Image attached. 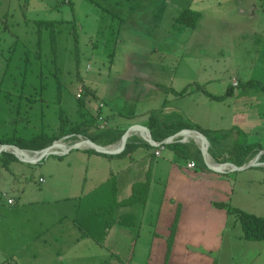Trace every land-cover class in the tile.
I'll list each match as a JSON object with an SVG mask.
<instances>
[{
  "label": "rangeland",
  "instance_id": "374dc122",
  "mask_svg": "<svg viewBox=\"0 0 264 264\" xmlns=\"http://www.w3.org/2000/svg\"><path fill=\"white\" fill-rule=\"evenodd\" d=\"M186 9L201 14L195 29L176 22ZM114 11L121 12L120 20L135 16L120 26L119 19L107 14ZM147 16L155 27L144 26ZM42 21L62 23L38 29ZM0 22V138L51 136L61 117L75 124L115 111L123 128L132 126L131 116L144 127L148 115L166 101L167 112L194 109L193 117L209 127H235L230 137L219 138L220 148L242 131L264 151V89L241 86L249 80L264 86V0H0ZM234 80L240 87L232 86ZM108 82L114 89L101 95ZM187 85H192L189 94L176 96ZM197 86L215 96H223L230 86L232 91L217 101L202 91L190 92ZM100 102L106 107L100 109ZM51 163L30 165L0 157V226L4 238L13 220L19 232L25 224L35 229L25 230L27 237L48 233L58 240L52 246L65 254L62 264H171L170 256L166 263V235L175 219L177 226L194 228L197 243L196 238L212 240L210 234L235 217L217 208V202L264 216L263 173L257 168L227 174L199 169L201 180H196L169 158L161 166L164 174L155 171L151 178L152 217L148 210L146 219L154 222L152 229L143 223L134 239L123 230L102 245L87 240L75 245L76 229L55 238L60 223L50 206L22 207L51 198L49 174L57 168ZM41 178L44 184H39ZM9 198L17 202L15 217L8 214L13 209L6 205ZM232 231L241 232L238 223Z\"/></svg>",
  "mask_w": 264,
  "mask_h": 264
},
{
  "label": "crops",
  "instance_id": "0c3cea01",
  "mask_svg": "<svg viewBox=\"0 0 264 264\" xmlns=\"http://www.w3.org/2000/svg\"><path fill=\"white\" fill-rule=\"evenodd\" d=\"M69 3L70 1H68V4ZM116 4L120 5L121 3L117 1ZM102 10L104 11V9ZM107 14L111 18H116V19H119V17H117L118 15L119 16L122 15L121 12L118 11L108 12ZM102 15L104 17L106 16L104 12H102ZM134 16L135 15H130L127 20L119 19V25L121 26L124 25V23H128V22L131 23L133 21L132 17ZM150 21L151 18L147 16L146 20L143 21L145 23L144 26L148 28L155 27L148 24L150 23ZM111 84L112 83L110 82L107 83V85L101 90V95L104 94L105 96H108L111 93V90L114 89L113 84L112 85ZM80 88L81 89L79 90V92L84 93L82 87ZM101 101L105 103L103 96ZM103 102L100 103H102L103 105L102 108H105L106 104H104ZM165 102L166 101L163 102L161 110L155 112V116L158 118L159 123L175 124L179 121H182L191 124H196L202 129H209V130L229 129V128L215 129L213 127L207 126V124L203 122H200L199 120H197V118L193 117L194 109L189 110L187 113L167 112L166 107H164ZM182 115L183 117L181 119ZM97 116L98 117L101 116L103 118L104 123L108 125L107 126L108 128L111 127L117 130L126 131L127 129L133 126H138V125L140 126L141 124H143L142 122L138 121L137 116H131V122H133V124L131 127L125 129L123 128V124H121V121L117 119V117L120 116V113H118L117 111L113 112L111 116L104 113L103 114L99 113L98 115H96V118H98ZM146 122L147 124L144 127L148 128L147 126L148 120ZM143 134L141 131L140 132L137 131V129L132 130L126 143L132 137L138 138L139 139L138 142H140L141 141L140 136ZM181 138L182 137H179L177 141H180ZM209 140L211 143V147H213L212 146L213 138H210ZM232 140H234V137ZM137 143L135 144V147H133L128 153L125 154L108 156V155H102L97 152L96 153L88 152V150L83 149V150H71L65 155L50 157L46 159L43 162L45 163L52 162L51 164L57 166V168L51 174H49L52 183L50 185V188L48 189V193L50 194L51 198L49 199L47 198L42 200V202H35L33 204L30 203L22 204V207L26 205L35 206L36 204L39 203H42V205L47 204L48 206H50L51 211L53 212L55 218H57L58 222L60 223L56 227L59 233L55 235V238L61 239V237H64L65 231L71 228V229H76L79 234V240L76 239V241L78 242L75 245H77L83 240H87L88 242L94 243L92 239L81 238V234L79 230L73 224V219L76 214V207L78 200L81 197L90 194L92 191H94L99 186H101L106 181H108L112 176H116L118 179V187L120 188L119 199L123 200L129 197L132 186L135 183L145 181L146 179L145 174L149 170L150 172L149 190L142 209H140L139 206L137 207L136 204L135 206L132 205L123 206L120 209V212L123 214V222L129 225L133 224L134 212L136 210L140 211L139 216L136 219V226L126 227V226L113 225L109 230L108 236L117 234L119 232H122L123 230L124 231L127 230L126 237L134 239L135 234L136 236L138 235V232L140 228H142L143 223L150 224L149 229H152L154 226L153 225L154 222L152 221V219L148 220L147 222L146 215L149 210L150 217H152V209H148V206H149V198L152 194L151 178L153 177V175H155V171L159 174V176H162V174H164L165 171L161 168V166L167 164V162H169V158H171L173 160L174 165H177L180 167V169H183L188 174L189 177L193 176L191 177L193 179L201 180V175H198L199 169L205 172H210V173L213 172L206 170L203 164L200 166L196 162L194 154H196L197 152L200 154V151L196 146V144L192 141H189L187 143H178V142L174 143V144L186 145V147L190 151L189 153L192 155L191 157L189 156V158L187 159H184L180 154L176 153L174 150L169 149L167 147H163L160 155L156 157L154 154L156 147H151L149 145L137 146ZM118 144H120L119 141L114 144H111V147ZM167 150H169L166 155V157L168 158H163V154L164 152H167ZM169 152H172L173 155H170ZM215 152L216 150L212 148L211 160H213L214 162L215 160L213 159V154L215 155ZM155 159H158L159 161L155 163L156 161ZM188 161L194 162L195 168L192 169L187 168L186 164ZM44 183H45V179L43 178L39 179V184H44ZM14 201L15 203L13 205H8L6 203L8 208L13 207V209L9 210L8 213V214L11 213V216L13 217L17 216V212L14 210V207L17 206V202L16 200ZM217 208L224 209L218 206ZM0 215L2 217V214ZM60 217L62 218L60 219ZM70 217L73 218L68 219ZM175 220L176 223L174 230L170 229V233L167 232L166 235L167 246L169 245L168 244L169 238L171 239L170 254L166 259V263L170 259L169 258L170 256L171 264H264V241H258V242L247 241L243 239L242 232L239 231L234 233V231L232 230L235 229L237 225V223L235 222V218H233V220H231L226 226L219 228L217 230V233L210 234V236H213L212 240L209 241L206 239L196 238L195 240L197 241V243L194 242L192 238V235L194 234L193 233L194 228H192L191 225H189V227L186 228L180 227L179 225L177 226V219ZM174 221H172L170 225H168V229L170 228L171 225L173 226ZM8 227L9 228H7V231H10L11 235L8 234L9 236L7 238H4L3 227L0 226V232H2L0 234V264H62L63 255L65 254L61 253L60 248L57 249L56 247L52 246L53 244H58V240L49 239L48 233L40 234L35 232L33 235H30V237H27L28 234L25 233V230L26 232L30 230L31 232H34L35 229L32 228L29 224H25V226L23 227L24 232L23 231L19 232V228L16 227L14 220L11 222V224H9ZM188 228H190L191 231L187 230ZM45 230H48V227H45ZM114 230H116V232H114ZM172 230L174 232H172ZM223 230L226 233L225 236H223V232H224ZM171 234H172V238L170 237ZM18 235H20L23 238H19ZM153 235H155L154 230L152 233H149L150 240H153ZM219 235L221 240L217 242L216 239L218 238ZM152 243L153 241L151 242L150 245H152ZM167 246H166V251H167ZM174 252L177 254H174ZM93 253L94 250L92 251L91 255H93ZM112 256H114L115 259L118 257L117 260L121 262V260H119L118 255H112Z\"/></svg>",
  "mask_w": 264,
  "mask_h": 264
},
{
  "label": "trees",
  "instance_id": "16d2710c",
  "mask_svg": "<svg viewBox=\"0 0 264 264\" xmlns=\"http://www.w3.org/2000/svg\"><path fill=\"white\" fill-rule=\"evenodd\" d=\"M200 17L201 14L199 12L190 11L189 9H186L177 17L176 22L188 24L191 28L195 29L196 23L198 22ZM61 23L62 21H42L38 23V26H41L38 29H41L43 27L57 26ZM2 24L4 25V28H7V23L5 21H2ZM7 61H9V58ZM57 85L58 88H60V82H57ZM190 86L192 85H187L182 91L176 93V96L182 97L188 95V88ZM241 86L243 89L254 87L264 89L263 84L258 80H249ZM236 87H240V82ZM193 90L202 91L207 96V98L219 101L222 98L224 99L225 96L231 95L232 86L228 88L227 92L223 96H215L213 94H210L207 91L200 89L199 86L190 90V92H192ZM98 126V118L93 116H90V118H86L75 124H71L66 118L61 117L56 132L53 133L51 136L40 134L30 138L29 140H24L16 137H2L0 138V144H13L29 150H41L51 145V143H53L54 141L59 140L63 136L82 135L90 138L94 142L107 146L118 142L124 133L123 130H117L111 127L108 128L107 124H105L106 127L103 130H98ZM147 126L151 132L152 139L156 142H160L162 139L167 138L182 129L200 131L202 134L205 135V137L207 136L206 138H213L212 148L216 150L215 155L213 154V159L216 163L229 162L236 166H241L253 159L258 153L263 151L260 144L249 143L242 131L237 132L236 138L230 141L231 145H227L220 148V145H218L217 142L219 138L221 136L230 137L233 134V131L236 129L235 127H231L227 130H209L202 129L196 124H191L182 121H179L175 124L159 123L158 118L155 116V113H152L148 116ZM241 135H243L244 137L243 140H239ZM138 141V138L132 137L126 143L124 152L122 154L128 153L133 147H135V144ZM163 147H167L169 149L174 150L176 153L180 154L184 159H187L189 158V156H192L189 153L190 151L186 147V145L172 144L168 146L164 145ZM88 152L96 153L93 150H88ZM3 156L4 158L17 160L10 153H4ZM194 157L196 162L201 166L202 159L200 157V154L197 152L196 154H194ZM261 159H264V155L261 156ZM257 169L263 173L264 182V168ZM145 177V181L135 183L132 186L129 197L123 200L119 199L120 188L118 187V179L116 176H112L108 181H106L104 184L92 191L90 194L81 197L77 202L76 214L73 219V224L79 230L81 238H89L97 244L102 245L108 236L111 226H136V219L138 218L140 211L136 210L134 212L133 224L129 225L123 222V214L120 212V209L123 206H135V204L137 205V207L139 206L140 209H142L149 190V170L145 174ZM216 205L220 208L226 209L228 214H232L235 216V222L238 223L241 228L243 239L253 242L264 241V216L255 215L239 208L230 207L224 202L217 203ZM175 223L176 220L174 221L173 226L171 227V229L173 230L175 228ZM173 230L172 232H174ZM170 237L172 238V234ZM170 242L171 239L169 238V245L167 246L166 251V259L170 254Z\"/></svg>",
  "mask_w": 264,
  "mask_h": 264
},
{
  "label": "water",
  "instance_id": "95a60500",
  "mask_svg": "<svg viewBox=\"0 0 264 264\" xmlns=\"http://www.w3.org/2000/svg\"><path fill=\"white\" fill-rule=\"evenodd\" d=\"M134 129H139V131L145 134L141 135V141L137 143V146L141 145H149L151 147H159L164 145H172L173 142L170 141L171 138L176 137L177 139L179 137H182L180 141H177L178 143H187L189 141H192L196 144L198 147L202 164L206 168V170H209L213 173H219V174H226L230 172H237V171H243L251 168H264V159H261V156L264 155V151L258 153L253 159L248 161L247 163L236 166L232 163L225 162V163H215L213 166H210V160H211V143L210 140L203 139L205 138V135L202 134L198 130H191V129H182L178 131L177 133L162 139L158 143H154L153 141H148L152 139V135L150 130L147 127L143 126H133L129 129H127L124 134L121 136L119 142L122 146L121 150L114 151L111 149V145H101L97 142H94L88 137L82 136V135H66L60 138L57 141H54L51 143V145L41 149V150H29L26 148L19 147L17 145L13 144H0V157H3L4 153H10L12 154L18 161L31 164V165H38L45 161L46 159L50 157L55 156H61L65 155L71 150H93L97 153H100L102 155H119L124 152L126 141ZM194 134L191 135V138L185 137V134ZM207 137V136H206ZM68 142H70V145H66ZM147 142H149L147 144Z\"/></svg>",
  "mask_w": 264,
  "mask_h": 264
},
{
  "label": "built area",
  "instance_id": "2783aa9c",
  "mask_svg": "<svg viewBox=\"0 0 264 264\" xmlns=\"http://www.w3.org/2000/svg\"><path fill=\"white\" fill-rule=\"evenodd\" d=\"M232 86L233 87L238 86V82L234 80L233 83H232ZM102 106H103L102 103H100L99 107L101 108ZM98 121H99L98 130L105 129L106 126H105L103 118L102 117H98ZM162 149H163V146H159V147L155 148L154 154H155L156 157H158L160 155ZM186 167L189 168V169L195 168V163L192 162V161H188L187 164H186ZM7 196H8V194L6 192H4L2 194V197L6 198ZM7 204L8 205H13L14 204V199H10V198L7 199Z\"/></svg>",
  "mask_w": 264,
  "mask_h": 264
},
{
  "label": "bare ground",
  "instance_id": "6f19581e",
  "mask_svg": "<svg viewBox=\"0 0 264 264\" xmlns=\"http://www.w3.org/2000/svg\"><path fill=\"white\" fill-rule=\"evenodd\" d=\"M191 135H194V134H189V133H187V134H185V137L191 138ZM203 139H207V138L205 137V138H203ZM148 141H149V142H150V141H153L154 143H158V142L154 141L153 139L148 140ZM170 141L173 142V143H176V142H177V138H176V137L171 138ZM149 142H147V144H148ZM70 144H71V143H67L66 145H70ZM121 148H122L121 144H118V145H115V146H112V147H111V149L114 150V151L121 150ZM209 163H210V166H213V165L215 164V162H214L213 160H210Z\"/></svg>",
  "mask_w": 264,
  "mask_h": 264
}]
</instances>
